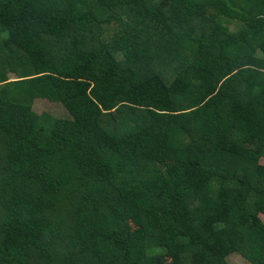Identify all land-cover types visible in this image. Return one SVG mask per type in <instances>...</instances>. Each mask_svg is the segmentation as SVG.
Returning <instances> with one entry per match:
<instances>
[{"label":"trees","instance_id":"1","mask_svg":"<svg viewBox=\"0 0 264 264\" xmlns=\"http://www.w3.org/2000/svg\"><path fill=\"white\" fill-rule=\"evenodd\" d=\"M233 255L264 264V0H0V264Z\"/></svg>","mask_w":264,"mask_h":264},{"label":"rangeland","instance_id":"2","mask_svg":"<svg viewBox=\"0 0 264 264\" xmlns=\"http://www.w3.org/2000/svg\"><path fill=\"white\" fill-rule=\"evenodd\" d=\"M16 76L14 74H9V78L14 79ZM34 109L39 113H49L55 118H66L68 117L67 112L61 104H51L47 101H37L35 103ZM230 264H250L247 260L239 255H233L229 258Z\"/></svg>","mask_w":264,"mask_h":264}]
</instances>
